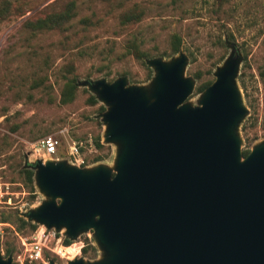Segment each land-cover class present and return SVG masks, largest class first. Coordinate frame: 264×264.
<instances>
[{"label":"water","instance_id":"obj_1","mask_svg":"<svg viewBox=\"0 0 264 264\" xmlns=\"http://www.w3.org/2000/svg\"><path fill=\"white\" fill-rule=\"evenodd\" d=\"M225 44L230 53L195 106L185 103L193 81L180 50L143 59L148 88L125 76L75 81L104 107L113 167L37 159L23 169L44 199L18 213L70 242L91 232L100 258L65 264H264V140L242 156L241 57ZM0 264L11 256L0 254Z\"/></svg>","mask_w":264,"mask_h":264},{"label":"rangeland","instance_id":"obj_2","mask_svg":"<svg viewBox=\"0 0 264 264\" xmlns=\"http://www.w3.org/2000/svg\"><path fill=\"white\" fill-rule=\"evenodd\" d=\"M16 1L22 15L0 22V254L3 256L5 247L11 248L12 264H17L15 258L21 255V239L42 228L36 225L33 231L18 230L15 223H2L7 216L19 217L18 213L36 207L44 199L33 187L35 197L31 201L20 174L25 166L40 159L35 151L39 139L54 137L63 148L75 141L80 144L86 166L113 167L117 148L102 143V104L96 101L88 105L91 93L76 83L72 101L59 103L63 66L68 62L75 67V81L102 78L111 82L125 76L129 85L148 88L152 70L130 56L121 57L127 40L135 35L142 42L140 49L149 57L168 56L170 37L176 34L180 51L187 57L183 76L193 81L185 103L195 106L199 97L195 88L213 80L215 68L230 53L225 42L231 43L241 57L236 85L247 111L237 128L240 150L249 151L264 140V78L260 77L264 73V0H228L219 8L214 0H112L110 5L96 0ZM68 2L74 3L75 15L63 32L31 33L21 27L25 19L59 11ZM133 4L144 10L143 18L137 24L121 27L117 13ZM82 18L91 23H81ZM171 58L161 57L163 61ZM34 81H41V85L32 88ZM96 136L102 149L94 147ZM96 157L100 159L94 162ZM71 243L65 249L68 259L93 261L101 256L95 247L85 254L80 251L85 244L92 246L91 232ZM42 255L55 264L66 262L46 249Z\"/></svg>","mask_w":264,"mask_h":264},{"label":"trees","instance_id":"obj_3","mask_svg":"<svg viewBox=\"0 0 264 264\" xmlns=\"http://www.w3.org/2000/svg\"><path fill=\"white\" fill-rule=\"evenodd\" d=\"M98 2H101L103 4L110 5L112 0H96ZM216 6L219 8L223 3L227 2L228 0H214ZM75 5L73 2H68L65 4V6L59 10L54 12H49L47 14H44L39 17L35 18H28L25 19L21 27L25 30L31 32V33H41V32H51V33H60L66 30V27L69 25L70 20L74 17ZM22 7L19 2L16 0H0V22L8 20L11 17L14 16H20L22 15ZM144 16V10L139 7L137 4H133L130 7L124 8L120 10L117 13V21L118 24L121 27H126L129 25L137 24L141 21V19ZM81 23L88 25L91 23V21L88 18H82L80 20ZM180 38L176 34H172L170 37V54L168 56H165V54H161L159 57H170L172 55H175L180 50ZM142 42L139 40L135 35H131L130 39L127 40L124 52L122 53L121 57L124 58L126 56L132 57L134 60L140 62L143 64V59H149L152 57H149V55L140 49ZM63 73L64 76V83L62 85V89L60 91V97H59V103L60 104H66L72 101L74 97V93L76 91L75 86V67L71 62L66 63L63 66ZM68 77H67V76ZM105 76L108 75V73L104 74ZM150 76V73H149ZM200 74L197 72L195 74V78L198 79ZM260 77L264 78V73H260ZM211 80H208L204 83L199 84L195 88L196 93H200L203 89H205L210 83ZM238 83L240 85V88H242V82L241 80H238ZM38 85H41V81H34L32 84L33 87H37ZM87 103L88 105H95L96 101L95 99L88 95L87 96ZM99 111H102V108H99ZM263 123H264V117H263ZM94 147L96 149H102L103 146L99 143V137L96 136L93 140ZM242 156H245L248 153V150H243ZM99 157H96L94 159V162L99 161ZM20 174L22 176L23 182L25 187L28 189V193L30 194L31 201L34 200L35 194L33 190V172L30 169H22L20 170ZM2 223H15L17 224V229L21 230L24 228L29 229L30 231H33L36 228V225L26 222L25 220L17 217L16 215H10L6 218L2 219ZM72 243L68 241L67 239L63 238V245L64 246H70ZM89 249H93L92 246L89 244H85V246L81 247L80 251L82 254H85L86 251ZM12 254V249L9 247H5L3 251V256L6 257L8 255Z\"/></svg>","mask_w":264,"mask_h":264},{"label":"built area","instance_id":"obj_4","mask_svg":"<svg viewBox=\"0 0 264 264\" xmlns=\"http://www.w3.org/2000/svg\"><path fill=\"white\" fill-rule=\"evenodd\" d=\"M80 144L75 141H69L65 148L61 146L59 140L47 136L39 139L35 143V151L39 154L40 159L46 158H66L76 166H84V160L79 152ZM21 255L15 258L17 264H47L43 258L42 251L53 253L65 261L68 259L61 237H56L53 231H45L42 228L34 231L29 238L21 239ZM68 247V246H67Z\"/></svg>","mask_w":264,"mask_h":264}]
</instances>
